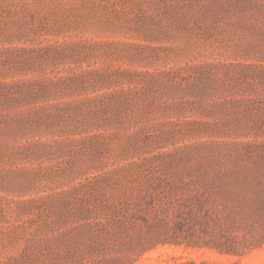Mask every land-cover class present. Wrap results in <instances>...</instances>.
<instances>
[{"label":"rangeland","instance_id":"1","mask_svg":"<svg viewBox=\"0 0 264 264\" xmlns=\"http://www.w3.org/2000/svg\"><path fill=\"white\" fill-rule=\"evenodd\" d=\"M168 185L245 251L132 264H264V0H0V264L28 218L90 197L136 213ZM153 223L125 237L154 245Z\"/></svg>","mask_w":264,"mask_h":264},{"label":"trees","instance_id":"2","mask_svg":"<svg viewBox=\"0 0 264 264\" xmlns=\"http://www.w3.org/2000/svg\"><path fill=\"white\" fill-rule=\"evenodd\" d=\"M155 190L157 194L147 197L136 213L126 208L109 213L100 198L90 197L55 217L28 218L19 233L26 239L25 248L13 261L15 264H132L158 243L208 247L223 254L244 253L245 245H239L234 235L219 226L207 196L201 193L179 196L170 186ZM170 211L174 218L172 225L167 226L163 219ZM148 219L154 222L148 224L149 228L160 231L154 245L145 246L142 239L125 237L131 227L140 222L146 224Z\"/></svg>","mask_w":264,"mask_h":264}]
</instances>
